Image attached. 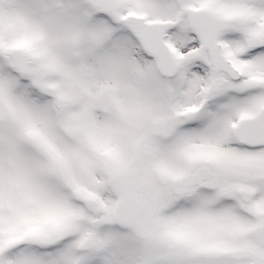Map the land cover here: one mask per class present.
I'll return each instance as SVG.
<instances>
[{
  "label": "snow or ice",
  "instance_id": "obj_1",
  "mask_svg": "<svg viewBox=\"0 0 264 264\" xmlns=\"http://www.w3.org/2000/svg\"><path fill=\"white\" fill-rule=\"evenodd\" d=\"M0 264H264V0H0Z\"/></svg>",
  "mask_w": 264,
  "mask_h": 264
}]
</instances>
